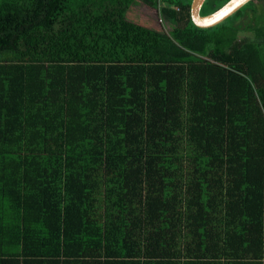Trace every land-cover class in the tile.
Returning a JSON list of instances; mask_svg holds the SVG:
<instances>
[{
	"label": "trees",
	"instance_id": "trees-1",
	"mask_svg": "<svg viewBox=\"0 0 264 264\" xmlns=\"http://www.w3.org/2000/svg\"><path fill=\"white\" fill-rule=\"evenodd\" d=\"M134 1L0 0V264H264L255 0Z\"/></svg>",
	"mask_w": 264,
	"mask_h": 264
},
{
	"label": "rangeland",
	"instance_id": "rangeland-1",
	"mask_svg": "<svg viewBox=\"0 0 264 264\" xmlns=\"http://www.w3.org/2000/svg\"><path fill=\"white\" fill-rule=\"evenodd\" d=\"M139 2L140 0H136L127 8L125 12L126 19L161 31L163 25L159 24L157 21L160 15L157 16L151 12L150 10L152 8L150 9L149 5L146 3ZM250 6L251 4L248 5V7ZM253 7L254 13L251 10H248L245 15L236 19L241 26L238 32L239 38H251L253 36V30L248 27L252 26V22H254L253 24L255 25L264 23V0H255ZM152 10L154 11V8ZM232 20L233 18H229L227 22H231Z\"/></svg>",
	"mask_w": 264,
	"mask_h": 264
},
{
	"label": "water",
	"instance_id": "water-1",
	"mask_svg": "<svg viewBox=\"0 0 264 264\" xmlns=\"http://www.w3.org/2000/svg\"><path fill=\"white\" fill-rule=\"evenodd\" d=\"M248 1L249 0H227L213 12L202 15L200 9L204 0H191V20L198 27H210L232 15Z\"/></svg>",
	"mask_w": 264,
	"mask_h": 264
},
{
	"label": "crops",
	"instance_id": "crops-1",
	"mask_svg": "<svg viewBox=\"0 0 264 264\" xmlns=\"http://www.w3.org/2000/svg\"><path fill=\"white\" fill-rule=\"evenodd\" d=\"M141 2H142V1H140L139 3H141ZM149 7H150V6H149ZM151 8H152V9L154 8V11H153ZM150 9H151V10H150L151 12H153L155 15L159 16V12H158L157 8H155V7H150Z\"/></svg>",
	"mask_w": 264,
	"mask_h": 264
},
{
	"label": "built area",
	"instance_id": "built-area-1",
	"mask_svg": "<svg viewBox=\"0 0 264 264\" xmlns=\"http://www.w3.org/2000/svg\"><path fill=\"white\" fill-rule=\"evenodd\" d=\"M158 21L159 22H162V18L160 16L158 17Z\"/></svg>",
	"mask_w": 264,
	"mask_h": 264
}]
</instances>
